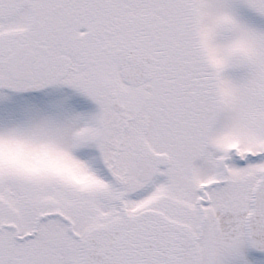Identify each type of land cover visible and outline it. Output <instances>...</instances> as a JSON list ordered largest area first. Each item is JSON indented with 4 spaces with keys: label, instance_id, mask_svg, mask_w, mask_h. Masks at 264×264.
Listing matches in <instances>:
<instances>
[{
    "label": "snow or ice",
    "instance_id": "1",
    "mask_svg": "<svg viewBox=\"0 0 264 264\" xmlns=\"http://www.w3.org/2000/svg\"><path fill=\"white\" fill-rule=\"evenodd\" d=\"M0 264H264V0H0Z\"/></svg>",
    "mask_w": 264,
    "mask_h": 264
}]
</instances>
